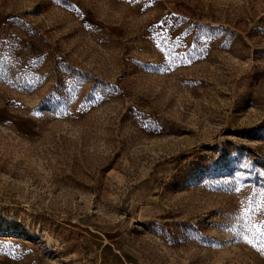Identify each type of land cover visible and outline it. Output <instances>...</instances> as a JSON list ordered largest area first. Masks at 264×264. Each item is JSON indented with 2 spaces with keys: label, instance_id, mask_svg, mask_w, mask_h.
Segmentation results:
<instances>
[{
  "label": "rangeland",
  "instance_id": "rangeland-1",
  "mask_svg": "<svg viewBox=\"0 0 264 264\" xmlns=\"http://www.w3.org/2000/svg\"><path fill=\"white\" fill-rule=\"evenodd\" d=\"M0 264H264V0H0Z\"/></svg>",
  "mask_w": 264,
  "mask_h": 264
},
{
  "label": "snow or ice",
  "instance_id": "snow-or-ice-1",
  "mask_svg": "<svg viewBox=\"0 0 264 264\" xmlns=\"http://www.w3.org/2000/svg\"><path fill=\"white\" fill-rule=\"evenodd\" d=\"M251 243V241H249Z\"/></svg>",
  "mask_w": 264,
  "mask_h": 264
}]
</instances>
